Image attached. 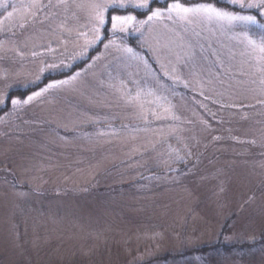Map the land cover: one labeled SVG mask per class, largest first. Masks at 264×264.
I'll return each mask as SVG.
<instances>
[{
    "label": "rangeland",
    "instance_id": "374dc122",
    "mask_svg": "<svg viewBox=\"0 0 264 264\" xmlns=\"http://www.w3.org/2000/svg\"><path fill=\"white\" fill-rule=\"evenodd\" d=\"M139 2L0 0V264H264V54Z\"/></svg>",
    "mask_w": 264,
    "mask_h": 264
},
{
    "label": "snow or ice",
    "instance_id": "6c2138e0",
    "mask_svg": "<svg viewBox=\"0 0 264 264\" xmlns=\"http://www.w3.org/2000/svg\"><path fill=\"white\" fill-rule=\"evenodd\" d=\"M229 3L239 7L240 9H258L259 15L264 16V0H229ZM115 6V5H114ZM119 7H126L125 4L120 3ZM138 8H149L148 0H140L139 3L134 5ZM95 7V20L98 25L102 26L105 23L104 10L108 7L107 5H96ZM175 18L191 23L194 20H200L201 22H207L208 24H221L225 26H234L236 24H242L244 26V31L242 32V42H247L253 49L258 50L260 53L264 54V23L258 21L256 15H241L234 11L225 10L222 7H217L211 3H198L195 6H185V4L179 2V0H173V2L167 6V17ZM11 15V13H10ZM165 17V12L161 11L159 8L151 12L148 16L147 21H140V24H145L150 21L160 20ZM136 22V17L132 15H115L111 17V27L115 30L124 31L125 26ZM257 26L261 28V35L259 40L253 39L248 35L251 26ZM97 35L99 34V27L96 28ZM107 47V45H105ZM125 51L131 55H135L131 48H126ZM264 59V56H262ZM75 79V78H73ZM61 84L68 83L67 81H61ZM50 87H57V85H50ZM185 87L187 85L185 84ZM139 94H137L138 96ZM31 99V97H29ZM14 105L20 104L19 100L12 101Z\"/></svg>",
    "mask_w": 264,
    "mask_h": 264
},
{
    "label": "trees",
    "instance_id": "16d2710c",
    "mask_svg": "<svg viewBox=\"0 0 264 264\" xmlns=\"http://www.w3.org/2000/svg\"><path fill=\"white\" fill-rule=\"evenodd\" d=\"M217 2L219 3V0H217ZM221 4V3H220ZM159 5V7H165L166 6V4H162L161 2H157V3H154V7L155 6H158ZM139 15H145L144 13H138Z\"/></svg>",
    "mask_w": 264,
    "mask_h": 264
}]
</instances>
